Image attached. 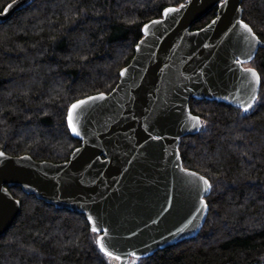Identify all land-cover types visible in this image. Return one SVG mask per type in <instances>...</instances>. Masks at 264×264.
<instances>
[{
    "label": "trees",
    "instance_id": "1",
    "mask_svg": "<svg viewBox=\"0 0 264 264\" xmlns=\"http://www.w3.org/2000/svg\"><path fill=\"white\" fill-rule=\"evenodd\" d=\"M13 0H0L3 12ZM187 0H35L0 23V150L38 161L69 160L81 145L69 129L72 104L110 93L135 55L143 28ZM262 41L249 61L261 87L253 106L192 98L201 129L180 139L185 168L211 184L199 234L136 264L264 263V0H243ZM217 7L196 20L200 29ZM21 212L0 237V264H111L83 213L9 186Z\"/></svg>",
    "mask_w": 264,
    "mask_h": 264
},
{
    "label": "water",
    "instance_id": "2",
    "mask_svg": "<svg viewBox=\"0 0 264 264\" xmlns=\"http://www.w3.org/2000/svg\"><path fill=\"white\" fill-rule=\"evenodd\" d=\"M34 1L13 0L0 11V23ZM242 2L187 0L168 7L178 11L147 22L148 32L143 28L116 87L78 100L104 97L73 113L80 134L69 129L81 145L69 160L38 161L0 150V237L21 212L20 199L9 190L15 185L57 208L85 214L90 228L99 229L97 241L103 237L121 264L196 237L208 215L210 189L201 177L208 179L185 168L180 156V139L201 129L190 100L245 108L261 87V79L257 83L245 72L255 69L246 64L262 41L240 24L247 23ZM214 7L216 16L192 29Z\"/></svg>",
    "mask_w": 264,
    "mask_h": 264
},
{
    "label": "snow or ice",
    "instance_id": "3",
    "mask_svg": "<svg viewBox=\"0 0 264 264\" xmlns=\"http://www.w3.org/2000/svg\"><path fill=\"white\" fill-rule=\"evenodd\" d=\"M175 11H178V9H175V8H168L165 10V15H168L169 13H172V12H175ZM153 23H160V21H153ZM213 23H215V21H213ZM240 24L243 26V28L245 29V31L247 33H249L255 40L259 41V37L256 36V33L253 31V29L247 24L245 23L244 21H240ZM144 31L145 32H148V26L145 25L144 27ZM237 63H243V61H237ZM127 72V69L124 70V73ZM245 72L251 74V76L255 79V81L257 83L260 82V76L259 74L255 71V69H252V68H246L245 69ZM123 74V73H122ZM103 94H101L100 97H89L88 100H81V101H78L77 103L73 104L71 106V111L69 112V115H68V122H69V126L71 127L73 133H75L76 135H79V131L77 129V127L75 126V124L73 123V113L79 109L82 105H85L88 103L89 100H96V99H103ZM256 99H258V97H255L253 96L252 98V102L249 103L247 105V107H245L244 111H248L252 106L253 104L255 103ZM192 119L196 120V121H199L200 118L199 117H192ZM0 155H3V153H0ZM187 171V170H185ZM190 175H198L196 173H189ZM201 179L204 180V183L208 186V188L210 189L211 188V184L209 181H207L205 178H202ZM93 231H99V229H97L96 227H93ZM106 231V230H105ZM99 243V246H100V249L101 251H103L105 253V255L107 256H113V253L111 251L108 250V247L106 246L104 240H103V237H101L98 241ZM115 259H120L119 256H115Z\"/></svg>",
    "mask_w": 264,
    "mask_h": 264
},
{
    "label": "rangeland",
    "instance_id": "4",
    "mask_svg": "<svg viewBox=\"0 0 264 264\" xmlns=\"http://www.w3.org/2000/svg\"><path fill=\"white\" fill-rule=\"evenodd\" d=\"M246 66H250L249 64H246ZM137 257L131 256L125 264H136L137 263ZM110 263L111 264H121V259H115V256L110 257Z\"/></svg>",
    "mask_w": 264,
    "mask_h": 264
}]
</instances>
